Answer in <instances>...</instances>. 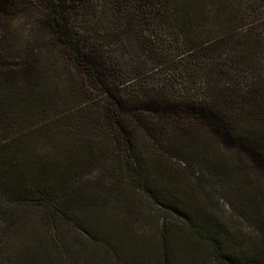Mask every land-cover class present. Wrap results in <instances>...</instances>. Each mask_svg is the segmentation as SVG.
<instances>
[{
	"label": "rangeland",
	"instance_id": "obj_1",
	"mask_svg": "<svg viewBox=\"0 0 264 264\" xmlns=\"http://www.w3.org/2000/svg\"><path fill=\"white\" fill-rule=\"evenodd\" d=\"M207 67L219 84L251 82L238 59ZM215 101L226 123L144 135L125 156L109 140L107 161L80 115L9 108L0 139L21 132L0 150V264H264V76Z\"/></svg>",
	"mask_w": 264,
	"mask_h": 264
},
{
	"label": "trees",
	"instance_id": "obj_2",
	"mask_svg": "<svg viewBox=\"0 0 264 264\" xmlns=\"http://www.w3.org/2000/svg\"><path fill=\"white\" fill-rule=\"evenodd\" d=\"M145 59L164 68L158 79ZM224 59L250 64L251 82H214L207 65ZM262 68L264 0H0V125L29 101L48 120L80 115L104 161L113 142L125 156L144 135L226 123L215 97L247 93Z\"/></svg>",
	"mask_w": 264,
	"mask_h": 264
}]
</instances>
